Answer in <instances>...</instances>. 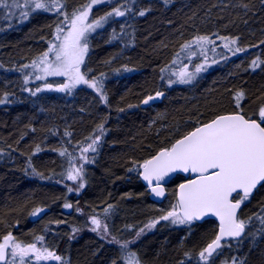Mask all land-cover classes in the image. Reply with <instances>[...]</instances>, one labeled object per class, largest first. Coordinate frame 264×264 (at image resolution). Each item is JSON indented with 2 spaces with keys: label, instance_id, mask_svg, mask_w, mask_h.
<instances>
[{
  "label": "trees",
  "instance_id": "1",
  "mask_svg": "<svg viewBox=\"0 0 264 264\" xmlns=\"http://www.w3.org/2000/svg\"><path fill=\"white\" fill-rule=\"evenodd\" d=\"M123 1L132 12L90 40L88 68L102 84L106 101L87 88L64 97L32 96L24 89L19 68L53 38L57 12H32L18 30L12 26L0 34V99H6L0 104V239L12 234L13 242L35 244L62 258L48 264H125L129 251L140 264H205L199 253L215 238L216 222L161 220L177 204L176 188L186 179L175 176L165 199L156 204L139 181V166L218 115L240 112L259 120L264 0ZM86 2L60 0L61 13ZM201 36L211 43L201 48L195 43ZM189 43L191 50L183 49ZM189 51L207 63L206 69L191 84L167 87L174 64ZM157 92L163 93L160 101L141 107ZM238 93L243 94L239 108ZM101 125L104 134L90 152L94 162L76 196L64 176L81 146L100 135ZM262 210L264 187H259L238 214L246 221L245 232L256 235L222 243L207 264H264V236L255 219V214L264 215ZM90 216L104 222L113 243L84 231ZM153 221L159 222L136 238ZM133 240L121 250L120 243ZM27 264L41 263L29 257Z\"/></svg>",
  "mask_w": 264,
  "mask_h": 264
},
{
  "label": "snow or ice",
  "instance_id": "2",
  "mask_svg": "<svg viewBox=\"0 0 264 264\" xmlns=\"http://www.w3.org/2000/svg\"><path fill=\"white\" fill-rule=\"evenodd\" d=\"M104 2L106 0H91L87 8L80 11L79 14L73 13L70 20L67 14L61 13L63 5L60 0H24L23 5L19 3V0H12L11 4L7 3V0H0V7L8 9L30 7L29 11H20V16L24 19L28 18L30 12L37 10L45 12L55 10L58 14H64L65 21L68 22L67 34L61 38L60 33L64 30L60 27L56 28L57 35L55 39L59 43L49 42L48 50L40 58V64L43 65L40 70L44 73V76H37L36 79L41 80L47 76H64L68 78V82L61 84L55 91L70 92L77 85L84 84L95 89L100 94L101 100L106 101V97L102 92V84L99 81L86 79L85 74L81 72V65L84 64L85 56L89 51L88 34L102 27L104 22L111 17L126 16L127 13L132 12V8L122 4L99 19L89 22L88 16L92 5ZM131 2H134V0H131ZM11 14L14 15V13ZM138 15L144 16L145 12L140 11ZM112 39H117L115 33ZM235 42V40L232 41L233 44ZM195 43L203 48L204 43H211V41L208 37L201 36L195 39ZM191 47V43L183 45V49L191 50ZM225 47H228V45L226 44ZM240 50L237 49V51ZM50 53L54 54V59L51 61L48 59ZM195 54L194 51H190V55ZM258 63L254 60L252 62L253 67H256ZM25 67L28 66L25 65ZM202 70H204V65H199L196 67L195 72L199 73ZM164 71L165 69L162 68L161 72ZM172 75L176 76L177 79L169 80V85L191 83L195 73L189 72L187 66H184L179 72L172 73ZM45 89L51 90L52 85L46 84ZM45 89L37 87L35 91L26 90L30 91L32 96H35ZM162 95L163 93L157 92L155 97L148 96L143 103L148 104L149 101ZM242 98L243 94L238 93L236 96L237 108L240 107L239 101ZM4 103H6V99H0V104ZM258 116L259 120L251 117L246 118L240 112L218 115L210 122L196 127L183 138L176 140L170 148L161 149L157 155L144 160L139 166L143 169L141 175L144 181H147L149 185H152L155 181L152 191L157 196L163 194L160 181L164 180L170 173L180 170L197 174L195 179L179 185L177 204L173 206L172 211H169L167 215L160 217V219L170 220L172 224H186L193 220H200L209 214L218 217V234L199 253L200 260L204 261L205 264L213 257L214 253H217L218 249L222 248V241L225 238H241L246 235L254 237L256 235L255 233L245 232L246 221L238 217V210L245 201L250 199L254 190L258 187H264V106L259 109ZM103 134L104 129L101 125L100 135H96L95 139H92L88 147L83 148L82 151L85 153L90 150L95 152ZM66 135L70 134L66 133ZM60 154L65 155L66 153L61 152ZM82 159L86 158L82 157ZM86 162L91 163L92 161L87 160ZM82 169L83 165L70 168L67 179L77 180L82 176ZM132 170L134 169H130V171ZM83 186V183L79 185L80 188H83ZM65 207H70V205L66 204ZM255 219L259 221L261 226L257 229V232L264 236V215L255 214ZM252 220L253 217H249L247 223H251ZM158 222H150L146 225V228L151 229ZM92 224L95 225L93 231L101 228V222L95 217L92 218ZM73 231H76V229H73ZM103 231L107 233L106 225ZM144 231V228L137 231L136 238H139ZM38 239L42 240L43 237ZM10 241H13V237L7 235L4 237V243L0 244V261L5 260L9 254L7 250ZM134 242L135 240L120 243L121 250L126 251L129 244ZM29 253L35 255L36 261L49 259L61 261L62 259L46 248L43 250L37 249L35 244L22 247L18 243H12L11 256L14 258L19 257L20 264H25V258L29 256ZM123 259L125 264H140L134 252L129 251ZM113 264H116V261H113Z\"/></svg>",
  "mask_w": 264,
  "mask_h": 264
},
{
  "label": "rangeland",
  "instance_id": "3",
  "mask_svg": "<svg viewBox=\"0 0 264 264\" xmlns=\"http://www.w3.org/2000/svg\"><path fill=\"white\" fill-rule=\"evenodd\" d=\"M12 0H7V3L11 4ZM24 0H19V3L21 5H23ZM91 3V0H87L86 3H84V5H80L79 7L73 8V9H69L66 10V13L69 20L72 18L73 13H77L79 14L80 11H83L85 8H87V6ZM122 4H125V1L123 0H106V2L104 3H100V4H94L92 5L90 11H89V16H88V21L91 22L93 20L99 19L100 17L104 16L106 13H108L109 11H111L113 8L115 7H119ZM130 7V6H127ZM132 8V7H131ZM29 8H21V9H17V8H4V7H0V34L5 31L6 29L12 28V26L15 28V30H18L23 24L27 23L29 20V16L27 19H24L20 16V11H29ZM39 11V10H37ZM35 11V12H37ZM55 12L56 11H52ZM11 13H14L11 14ZM32 12H30L31 14ZM29 14V15H30ZM58 16H56L58 23V27L62 28L64 31L60 33L61 38L63 37V35L67 34L68 31V22L65 21V15L64 18H60V14L57 13ZM123 17H111L109 18L106 22H104L103 26L100 28L95 29V31H92L88 34V39H89V51L85 56V61L84 64L81 65V72L83 74H85V78L90 80V81H99V79H97L96 77L91 76V71L88 68V57L90 54V40L92 38L93 35H95L96 33H98L99 31H101L102 29H105L107 26L112 25V22L117 19H120ZM124 23V22H123ZM123 23L120 25L121 27L123 26ZM65 26V27H63ZM57 33L55 31L53 38H51L48 43L47 46L44 47L43 52H41L39 55H37L34 59H32L31 61H27L26 63H23L20 68H19V74L22 78V82L24 85V89H30L31 91H35L37 87L41 88V89H45V85L46 84H51L52 85V89L48 90L45 89L43 91H40L38 93H47V94H53V95H61V96H70L73 94V92L79 88H87L89 90H92L94 92H96L95 89L88 87L87 85L81 84V85H77L74 89H72L70 92H59V91H55V89L57 87H59L61 84L63 83H67L68 82V78L64 77V76H47L44 79L38 80L36 79L37 76H44V73L40 70V68L43 67V65L40 64V58L42 56V54L48 50L50 44L49 42L52 43H56L58 44L59 41H57L55 39ZM187 58H185V60L182 62H176L173 66V69L171 71V76L168 77L169 80H176L177 77L172 75V73H176L179 72L181 70V68H183L184 66H187V70L189 72L195 73L194 79L192 80L191 83H193L199 76L200 73H196L195 69L197 66L199 65H204V70L206 69L207 63L205 61H196L195 58L197 57V55H190V51L187 53L186 55ZM48 59L51 61L54 59V54L50 53ZM35 62V64H34ZM25 65H27L28 67H25ZM100 82V81H99ZM188 83V84H191ZM180 84V83H178ZM184 85V84H183ZM173 84L169 85V82L167 84V87H172ZM164 91V90H163ZM29 93H31L30 91H27ZM37 93V94H38ZM97 93V92H96ZM98 94V93H97ZM97 135L99 133H96ZM91 143V141H89L88 143L84 144L83 146H81V148L78 150V157L76 160H73L70 162V166L69 168L72 167H80L81 165H83V169H82V176L80 178H78L77 180L73 181V180H69L67 179L68 176V172L69 170L66 172V175L64 176L68 184L69 189H71V192H73L74 195L79 196V190H81L82 188L79 187V185L81 183H83V185L85 184L84 182V177L87 176V174L89 173V166H91V164L94 162L93 160H91L90 158V152H92L91 150L88 151L87 153L83 152L82 149L88 147V145ZM82 157L86 158V159H82ZM87 160L92 161L91 163L86 162ZM64 172V171H63ZM63 172H60L59 174L62 175ZM84 187V186H83ZM84 189V188H83ZM70 205V203H68ZM71 207V205H70ZM69 207V208H70ZM96 216H90L88 218H85L84 220L87 222V226L85 227L84 231L88 232V233H92L95 234L101 238H103L104 240L113 243V240L109 237L108 233H104L103 228L105 226L104 222L97 218L100 222H101V228L98 229L97 231H93V228H95V225L92 224V218ZM145 231L144 233H146L148 230V228H146V226L144 227ZM2 239H0L1 242ZM15 243L20 244L22 247H27L29 244H25L24 241H21L19 239H17L16 241H14ZM31 245V244H30ZM207 246V245H206ZM205 246V247H206ZM204 247V248H205ZM203 248V249H204ZM12 249V248H11ZM39 249V248H37ZM43 250V249H40ZM29 257H31L33 260H35V255L33 253H29V256L25 258V264H27ZM8 264H20V259L19 257H12L11 256V250H10V255H9V260H8ZM38 263L41 264H48L50 262H53V260L49 259V260H42V261H37ZM55 262V261H54Z\"/></svg>",
  "mask_w": 264,
  "mask_h": 264
},
{
  "label": "water",
  "instance_id": "4",
  "mask_svg": "<svg viewBox=\"0 0 264 264\" xmlns=\"http://www.w3.org/2000/svg\"><path fill=\"white\" fill-rule=\"evenodd\" d=\"M154 97L156 96V94L155 95H153ZM163 98V95L162 96H159V97H156L154 100H151V101H149V103L148 104H144L143 103V101L145 100V99H147V98H145V99H143L142 101H141V107H143V108H145V107H148V106H150V105H152L153 103H155V102H158V101H160L161 99ZM224 115V114H223ZM214 119V118H213ZM211 121V120H210ZM210 121H208V122H210ZM208 122H206V123H208ZM202 125V124H201ZM201 125H199V126H201ZM198 127V126H197ZM195 129V128H194ZM193 129V130H194ZM193 130H191V131H193ZM190 131V132H191ZM188 134V133H187ZM186 134V135H187ZM185 136V135H184ZM181 138H183V136L181 137ZM181 138H179V139H181ZM178 140V139H177ZM176 141H174L172 144H174ZM171 147V146H170ZM169 147V148H170ZM160 151V150H159ZM158 151V152H159ZM158 152H156L153 156H155V155H157L158 154ZM153 156H151V157H153ZM150 157V158H151ZM150 158H148V159H150ZM142 164V163H141ZM140 164V165H141ZM142 171H143V169L142 168H140L139 167V174H138V178H139V181L141 182V184L146 188V190H147V193H148V196H149V199L153 202V203H156V204H159V203H161L164 199H165V197H166V187H167V185L172 181V179L175 177V176H182L183 178H185L186 180H184L182 183H187L189 180H192V179H195L196 178V176H197V174L196 173H192V172H183V171H180V170H177L176 172H173V173H170L167 177H165V179L164 180H162V181H160V186L163 188V194L162 195H160V196H157L153 191H152V187H154L155 186V181L153 182V184L152 185H149L148 184V182L147 181H144L143 180V177H142V175H141V173H142ZM182 183H180V184H182ZM179 184V185H180ZM179 185H178V187L176 188V195H175V197H176V203L178 202V195H179ZM259 188V187H258ZM257 188V189H258ZM256 189V190H257ZM256 190H254L253 191V193H252V195L254 194V192L256 191ZM239 211H240V209L238 210V214H239ZM206 220H214L215 222H216V224H217V233H216V235L218 234V232H219V219H218V217H215V216H213V215H211V214H209V215H207V216H205V217H203L202 219H200V220H193L192 222H194V223H202V222H204V221H206ZM9 235H11L12 237H13V235L12 234H9ZM7 236V235H6ZM5 237V236H4ZM4 237L2 238V240H1V242H0V244H3L4 243ZM216 237V236H215ZM13 239H14V237H13ZM215 239V238H214ZM213 239V240H214ZM240 238H225V240L224 241H222V243H225V242H227L228 240H239ZM12 242L13 241H10L9 242V247H8V252L10 251V249H11V247H12ZM212 242V241H211ZM210 242V243H211ZM219 250V249H218ZM217 250V251H218ZM215 254V253H214ZM213 254V255H214ZM7 258H8V255H7V257H6V259L5 260H3V261H0V264H5L6 263V261H7Z\"/></svg>",
  "mask_w": 264,
  "mask_h": 264
},
{
  "label": "flooded vegetation",
  "instance_id": "5",
  "mask_svg": "<svg viewBox=\"0 0 264 264\" xmlns=\"http://www.w3.org/2000/svg\"><path fill=\"white\" fill-rule=\"evenodd\" d=\"M258 120V119H257Z\"/></svg>",
  "mask_w": 264,
  "mask_h": 264
}]
</instances>
